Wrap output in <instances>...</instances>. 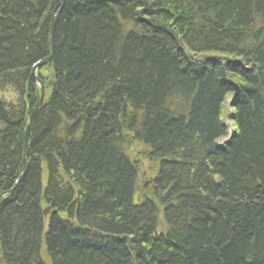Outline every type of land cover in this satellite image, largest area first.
Listing matches in <instances>:
<instances>
[{
    "label": "trees",
    "instance_id": "trees-1",
    "mask_svg": "<svg viewBox=\"0 0 264 264\" xmlns=\"http://www.w3.org/2000/svg\"><path fill=\"white\" fill-rule=\"evenodd\" d=\"M61 1L0 0V264H264V0H65L30 118Z\"/></svg>",
    "mask_w": 264,
    "mask_h": 264
},
{
    "label": "rangeland",
    "instance_id": "rangeland-1",
    "mask_svg": "<svg viewBox=\"0 0 264 264\" xmlns=\"http://www.w3.org/2000/svg\"><path fill=\"white\" fill-rule=\"evenodd\" d=\"M39 62H37V63H39ZM45 63H43V64H45ZM42 65H40V67ZM44 67H45V65H44ZM39 68L36 71V73L38 75H39V71H40ZM45 68H42L44 70H41V72H43L44 75L46 74L45 72H46V69H47V68L46 69ZM47 74H49V70H47ZM42 84L44 85L43 82H42ZM38 88H39V92H40L41 91L40 87H38ZM44 91H45V93H47V90L45 89V85H44ZM0 97L5 103L9 104L11 102H16L14 104H17L18 96L16 94V91L12 90L11 88L6 90V91H4L3 93L1 92L0 93ZM233 98H234V96H233L232 93L227 96V99H226L225 104H224V108L222 110L223 111L222 112L223 120L229 126L230 131L233 129V124L231 123V120L229 119V116H230V114L232 112L231 109H230V106H231ZM226 140H227V136H224V137L220 138V140H218L219 141L218 143L224 144ZM24 154H25V151H24ZM128 154H129V156H131V158L133 159V162L138 167V174H139V182H138V184L139 185L137 187L136 193H138L139 198L142 197L143 195H151L150 193L156 192L157 191V187L154 186L153 174L149 170H150V168H156V166H158V165H157L156 162H154V161H152L150 159H146V153H145L144 145L142 143H140L139 141H134V138L131 139L130 147H129V150H128ZM46 173L47 172H45V174H44V179L47 180ZM65 179L69 180L68 178H65ZM16 181H15V183H16ZM13 187L11 189H13ZM51 213L52 212L49 211L48 213L45 214V216H46L45 222L48 221L49 216L51 215ZM59 214L62 217H64V218L67 217L66 212L61 211V212H59ZM161 222H163V221L161 220ZM43 260L47 261V259L45 257H44Z\"/></svg>",
    "mask_w": 264,
    "mask_h": 264
},
{
    "label": "bare ground",
    "instance_id": "bare-ground-1",
    "mask_svg": "<svg viewBox=\"0 0 264 264\" xmlns=\"http://www.w3.org/2000/svg\"><path fill=\"white\" fill-rule=\"evenodd\" d=\"M28 1H29V0H25V2H28ZM64 3H65V0L62 1V6L56 8V9L54 10V12H53V16H54V15H60ZM165 11H166V10H165ZM160 15H163V11L160 12ZM162 17H164V16H162ZM52 18H53V17H52ZM57 19H58V18H57ZM56 23H57V22H56ZM148 25L153 26V29H155V31L153 32L154 35H155V33H156V34H157V33L166 34L164 30H167V31H168V29L166 28V26H163V25L158 26L159 24L154 23V22H149ZM51 27H52V26L50 25V28H49V39L51 40V36H52V37H53V40H55L56 26H54V30H53L52 35H51ZM251 28H252V29H253V28H255V29L260 28V30H261V29H264L263 26H260V21H259V20H256V19H254V20L252 21V23H251ZM158 30H159V31H158ZM179 39L181 40L180 37H179ZM54 43H55V41H54ZM50 47H51V42H50ZM53 49H54V44H53ZM51 50H52V48H51ZM34 66H35V65H34ZM34 66L32 67V78H33V80H34L36 86L40 87V81H41V79L39 78V75H38L36 72L33 71ZM10 88H11L12 90H14L12 87H10ZM10 88L2 89V88L0 87V93H1V92L3 93L4 91H6V90H8V89H10ZM14 91H15V90H14ZM232 94H235V92L233 91ZM45 95H46L45 91H43V92L40 91L39 102H38L37 106L34 108L33 112L30 114V116H29L30 118H32V117L38 112L40 106L42 105V103H43V101H44V99H45ZM0 98H1V97H0ZM34 112H35V113H34ZM229 119H230V118H229ZM231 123L233 124L232 121H231ZM226 125H227V124H226ZM227 126H228V125H227ZM228 128H229V126H228ZM234 128H235L234 125H233V129H232L231 131H230V128H229V135H231V133H232V131L234 130ZM132 139H133V138H132ZM24 151H25L24 156H27V153H30L29 138H28L27 140L25 139V143H24ZM33 160H34V159H32V161H33ZM136 166H137V165H136ZM137 168H138V167H137ZM156 168H157L158 170H160V167H159V166H156ZM21 170L23 171L24 169L22 168ZM22 171H21V172H22ZM149 171L153 174V179H154V183H155V178H156L155 175H157V170H156V169H153V168H150ZM260 186L262 187L261 184H260ZM261 190H262V192H264V187H262ZM159 219H160V220H163V217H162L161 214H160Z\"/></svg>",
    "mask_w": 264,
    "mask_h": 264
},
{
    "label": "water",
    "instance_id": "water-1",
    "mask_svg": "<svg viewBox=\"0 0 264 264\" xmlns=\"http://www.w3.org/2000/svg\"><path fill=\"white\" fill-rule=\"evenodd\" d=\"M62 1H63V0H62ZM62 1H61V4H62ZM57 18H58V15H54L53 18H52V22H51V26H52V27H51V35H52V33H53L54 26H56ZM50 42H51V48H52L50 55L47 56V57H46L45 59H43L42 61H40L39 63L35 64L34 69H33L34 72L37 71V69L40 67V65H42L43 63L49 61V60L53 57V52H54L53 44H54V40H53V37H52V36H51V40H50ZM40 85H41V92H43V91H44V86H43V84H42L41 81H40ZM234 89H235V94H237V92L239 91V87H238L236 84H234ZM34 113H35V112H34ZM30 120H31V119H30ZM29 130H30V122H29L28 127H27L26 132H25V139H26V140L29 138ZM32 159H33V157H32L31 160L28 162V166H29L30 162L32 161ZM28 166H27V168H28ZM25 171H26V170H25ZM25 171L23 170V171L20 173V175H19V177H18V179H17V181H16V183H15V185H14V187H13L12 190H14V189L17 187V185L20 183L21 179L23 178V176H24V174H25ZM12 190H11V191H12ZM11 191H10V192H11ZM10 192H9V193H10ZM47 211H48V210H46L45 212L47 213Z\"/></svg>",
    "mask_w": 264,
    "mask_h": 264
}]
</instances>
